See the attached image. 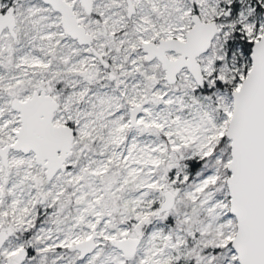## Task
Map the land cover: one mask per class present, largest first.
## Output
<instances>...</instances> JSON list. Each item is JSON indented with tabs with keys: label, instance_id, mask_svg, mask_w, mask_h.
Wrapping results in <instances>:
<instances>
[{
	"label": "snow or ice",
	"instance_id": "1",
	"mask_svg": "<svg viewBox=\"0 0 264 264\" xmlns=\"http://www.w3.org/2000/svg\"><path fill=\"white\" fill-rule=\"evenodd\" d=\"M0 264H264V0H0Z\"/></svg>",
	"mask_w": 264,
	"mask_h": 264
}]
</instances>
